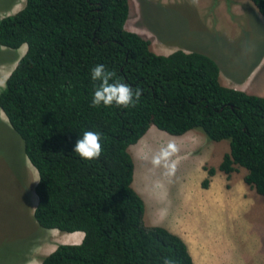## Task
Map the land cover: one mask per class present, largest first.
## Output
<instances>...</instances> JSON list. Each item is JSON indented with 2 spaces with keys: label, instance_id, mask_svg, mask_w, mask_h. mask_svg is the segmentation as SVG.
Wrapping results in <instances>:
<instances>
[{
  "label": "trees",
  "instance_id": "obj_1",
  "mask_svg": "<svg viewBox=\"0 0 264 264\" xmlns=\"http://www.w3.org/2000/svg\"><path fill=\"white\" fill-rule=\"evenodd\" d=\"M249 1L264 15V0ZM127 14L128 0H24L0 17V47L25 45L0 88V111L39 179L32 218L44 229L82 232L78 243L56 244L40 264H163L166 257L193 264L178 235L141 222L127 147L150 125L226 139L227 151L216 168L203 167L200 185L215 169L242 167V181L264 197V95L222 85L205 53L153 52L124 28ZM96 64L142 90L135 107L91 106ZM88 130L103 134L98 159L73 151Z\"/></svg>",
  "mask_w": 264,
  "mask_h": 264
},
{
  "label": "rangeland",
  "instance_id": "obj_2",
  "mask_svg": "<svg viewBox=\"0 0 264 264\" xmlns=\"http://www.w3.org/2000/svg\"><path fill=\"white\" fill-rule=\"evenodd\" d=\"M247 1L249 7L244 0H128L124 28L147 39L155 53H205L217 63L220 77L238 81L242 91L264 95V15ZM23 4L0 0V17ZM24 50L25 45L16 50L0 47V81ZM227 143L209 140L196 129L171 135L151 125L129 145L130 185L143 202L141 222L195 241V251L189 254L196 264H264V197L242 181L245 169L237 167L229 174L218 170L210 189L199 185L205 177L202 168H216ZM169 144L168 166H154L152 157ZM35 180L20 138L0 111V264H40L56 244L81 239L79 231L36 224Z\"/></svg>",
  "mask_w": 264,
  "mask_h": 264
},
{
  "label": "clouds",
  "instance_id": "obj_3",
  "mask_svg": "<svg viewBox=\"0 0 264 264\" xmlns=\"http://www.w3.org/2000/svg\"><path fill=\"white\" fill-rule=\"evenodd\" d=\"M91 80L98 82L94 85L91 106L99 107L103 104L105 107L114 103L117 106L135 107L142 95L140 88H133L120 79H114L116 73L108 70L104 64H96L90 69ZM6 83L0 81V88H5ZM102 133L97 131H85L83 135L76 141L74 152L86 160L98 159L102 154ZM173 146L169 144L161 147L159 151L152 157L154 166H168V160L171 155ZM39 181V179L35 180ZM163 264H175L171 258H164Z\"/></svg>",
  "mask_w": 264,
  "mask_h": 264
},
{
  "label": "crops",
  "instance_id": "obj_4",
  "mask_svg": "<svg viewBox=\"0 0 264 264\" xmlns=\"http://www.w3.org/2000/svg\"><path fill=\"white\" fill-rule=\"evenodd\" d=\"M206 1H208V0H206ZM217 1H220V0H217ZM244 2H245V4L246 5H248V7L250 6V4H248L249 2L247 1V0H244ZM252 5V4H251ZM189 51V50H188ZM218 79H219V82L222 84V85H224V86H226V87H231V88H235V89H239L240 90V88L238 87L239 85H236L237 84V82L235 83V81L233 82V81H231V80H227V78L226 77H223V76H221L220 77V70H219V68H218ZM240 87H241V85H240ZM243 87V86H242ZM151 126V125H150ZM149 126V127H150ZM149 127H148V129H149ZM147 129V130H148ZM154 132V130H152V132H151V134ZM148 133H150V132H148ZM203 169V168H202ZM204 170V169H203ZM205 171V170H204ZM218 174V170H216L215 169V171H214V173L211 175V176H209V179H208V182H207V186L206 187H204V190H208V189H210L211 187H212V184L214 183V180H213V178L216 176ZM205 176H206V172H205ZM201 182V181H200ZM200 182H199V185H200ZM157 225H159V224H157ZM161 226V225H160ZM163 227V226H162ZM165 229H167L166 227H164ZM168 230V229H167ZM169 231V230H168ZM172 233H174V234H176V235H180V234H178V233H175V232H172ZM81 234H82V232H81ZM82 237V236H81ZM77 238V237H76ZM76 238H74V239H76ZM181 238V237H180ZM183 240V239H182ZM185 241V240H184ZM183 241V242H184ZM186 242V241H185ZM184 242V243H185ZM70 243H72V242H70ZM192 243H195V241L194 242H191V241H188V242H186L185 243V245H189L190 247H187L186 246V248H187V250H188V252H189V250H191V252L192 253H194V249H195V244H192ZM189 248V249H188ZM191 256V255H190ZM191 259H192V262L194 261L195 262V264H196V260L193 258V257H191Z\"/></svg>",
  "mask_w": 264,
  "mask_h": 264
}]
</instances>
